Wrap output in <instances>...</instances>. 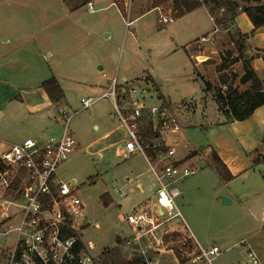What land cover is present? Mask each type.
I'll return each mask as SVG.
<instances>
[{"label": "rangeland", "instance_id": "obj_1", "mask_svg": "<svg viewBox=\"0 0 264 264\" xmlns=\"http://www.w3.org/2000/svg\"><path fill=\"white\" fill-rule=\"evenodd\" d=\"M139 1L147 9L152 7L151 0ZM76 2L81 3V0H0V51L2 55L16 51L15 54L25 58L31 70L25 79L30 83L37 84L56 76L62 81L67 100L59 104L72 116L69 129L78 146L57 172L64 179L75 178L80 185L78 193L86 204L89 220L81 235L92 245L90 250L95 264H144L138 253L125 244L123 236L129 233V227L119 215L131 211L135 205L155 200V178L142 155L125 159L116 154L113 145L106 147L122 138L121 130H115L109 138H100L106 129L118 124L109 115L114 113L111 99L103 97L83 109L81 98L99 96L108 87V80L115 76L119 82L125 76L133 83L132 79L145 75L146 83L134 80V84L147 86L150 103L160 104L164 99L162 95L170 97L172 101L166 103L168 110L175 111L181 126L187 127L175 135L178 152L187 149L185 144L189 147L201 145L204 150L210 141L215 148L219 143L228 149L236 146L248 161L237 137L240 128L229 126L231 123L219 111L214 96L216 91L227 89L229 85L247 87L239 83L243 59L224 72L218 71L223 61L221 54L227 63L230 60L227 51L232 50L233 56L238 54L231 34L237 36L239 31L247 32L250 44L264 48V32L251 33L253 27H247L250 19L245 12L229 29L224 28L220 24L225 18L222 8L212 13L214 21L204 8H199L158 27L159 12L152 7L127 27L113 9L90 14L85 7L72 12L68 7ZM159 6L163 13H168V3ZM202 36L206 41L200 39ZM52 50L55 51L53 56L47 57ZM247 52L250 54L247 58L255 56L254 69L264 79V59L257 56L255 50ZM60 53L63 55L61 62ZM101 65L103 69L99 70ZM103 72L107 78L103 77ZM202 78L211 83L209 90ZM96 87L97 91L93 89ZM7 91L8 86L0 83V103L8 95ZM4 109L7 113L8 107ZM19 111V119L25 124L26 111ZM52 113H56V109L50 110L49 115ZM249 118L237 120L238 127L244 126V132L264 123V119L247 121ZM13 122L8 115L0 117V132L9 131L7 135L19 141L42 133L46 136L59 134L63 130V123H59L58 132L48 129L27 133L25 126L19 127ZM210 160L213 163L211 155ZM199 166L198 173L174 185L181 194L175 198V203L184 220L178 227L186 230L173 235L170 244L174 250L163 253L162 257L154 254L156 259L152 264H181L176 251L186 260L185 264H251L247 243L264 264V163L256 164L226 185L210 165L200 163ZM137 174L143 191L132 184ZM184 191L188 196H184ZM3 195L8 196V200L14 198L11 191ZM223 196L234 200L224 204ZM0 206V209L5 207ZM13 223L8 222L4 228ZM190 233L202 247L216 245L222 254L212 263L191 262L188 257L198 253L199 246ZM13 242L14 236L9 234L7 243H0V258L2 251H9ZM136 259L140 262L133 263Z\"/></svg>", "mask_w": 264, "mask_h": 264}, {"label": "built area", "instance_id": "obj_2", "mask_svg": "<svg viewBox=\"0 0 264 264\" xmlns=\"http://www.w3.org/2000/svg\"><path fill=\"white\" fill-rule=\"evenodd\" d=\"M132 3L133 0L113 1L115 6L123 5L126 10ZM86 8L96 10L92 0L86 3ZM154 9L159 12L160 24L175 20L171 8L168 13H163L160 6ZM131 24L132 21L126 20L127 27ZM202 39L205 41V37ZM102 75L107 77L105 72ZM109 83L99 96L81 98V104L85 109L103 97L110 98L118 129L123 131L122 138L113 143L116 154L125 158L142 155L155 178V200L119 215L129 227V233L123 237L125 244L138 253L144 264H152L156 259L154 254L174 250L170 244L173 233L183 232L173 227L184 221L175 203L180 191L174 185L195 174L198 167L178 158L176 145L167 142L166 135L181 130L182 126L177 113L168 110L166 102L150 103L147 86L122 89L117 76L109 79ZM60 111L61 133L26 137L0 152V195L13 192L14 198L7 202L15 208L12 226L0 227L1 244L7 243L9 234L14 236L10 250L2 251L0 264H95L92 245L81 235L89 220L86 204L78 193L80 185L75 178L64 179L57 172L78 146L69 129L72 116ZM149 150L155 158L149 155ZM189 235L194 238L192 233ZM197 244L198 253L188 257L193 263L202 260L212 263L222 254L216 245L204 248ZM247 256L251 264H262L251 246L247 248Z\"/></svg>", "mask_w": 264, "mask_h": 264}, {"label": "crops", "instance_id": "obj_3", "mask_svg": "<svg viewBox=\"0 0 264 264\" xmlns=\"http://www.w3.org/2000/svg\"><path fill=\"white\" fill-rule=\"evenodd\" d=\"M92 1L94 2L96 10L95 11H89L86 8V10H88V12L90 14H94V13L100 12V11H105L108 9H113L116 16L117 17L120 16L122 21L123 22L125 21V24H126V20L132 21V24L130 26H132L134 24L135 20H137L141 15H143L144 13H146L147 11L152 9V7L147 9L146 5L142 4V2H140L139 0L133 1L130 9L129 10L124 9V11H121L120 5L115 6L113 4V1H115V0H92ZM152 2H153V0H151V4H152ZM64 3L67 5L66 2H64ZM85 7H86V4L80 5V2H76L74 5H72L71 7H68V8L73 12V11L81 9V8L84 9ZM199 8H204L205 11L208 13L210 19L212 20V18H211L212 16H211V14H210V12L206 6L203 5ZM199 8H197V9H199ZM136 9H137V11H136ZM197 9L192 10V11L184 14L183 16L190 14V13L196 11ZM133 11H135V12H133ZM242 13L243 12H240L236 16L234 22H237L239 17H244V16H241V15H243ZM183 16H181V17H183ZM157 25L159 27V26H163L165 24H160L158 22V18H157ZM230 26H232V24ZM247 27L248 28L253 27V24L251 23V21L249 22V20L247 22ZM256 31H257V34L264 32V26L258 28ZM243 33H247V32H243ZM203 37L204 36H202L200 39H202ZM250 41H251V38L248 37L247 38V44L249 45L248 47L250 50L252 49V50L257 51V49H264L262 47H257V46H254L253 44H250ZM186 45H190V43H186ZM1 51H0V83L8 86L7 92H9V93L5 97V99L0 103V117H5L8 115L9 121H14L13 122L14 125L15 124L19 125V127L25 126L28 129L27 133H35V132H39V131L41 132L43 130H48V129H51V131L53 130L54 132H58L59 130H57V125L59 123L60 124L62 123V118L60 116V113H61L60 110H62V107L60 106V104H62L63 101L67 100L65 93H64L63 98L57 99V100H52L47 95L44 88L42 87V82L44 80L40 81L37 84H33V83H30L29 81H27L25 79V78H27V74L31 71L28 63L25 60V58L15 54V53H17L16 51H14V54L10 52L8 55L7 54L2 55L3 51L2 52ZM54 53H55V51L52 50L47 57H52ZM58 53L59 52H56L57 55H58ZM195 53H196V51H195ZM195 53H191V54L197 56L198 54H195ZM68 56H69V53L67 54V57ZM61 57H63L62 53H60V56H58L60 62L63 60V59H61ZM254 58L252 59V66L253 67H254V63L256 61V60H254ZM101 69H103L102 65L99 68V70H101ZM242 69H243V65H242ZM242 73H241V75H242ZM105 78H107V77H105ZM57 79L60 82L61 87L64 91L61 79H59L58 77H57ZM134 80L137 81V83L138 82L146 83L145 81H147V78L145 75H142L140 77H136V78L132 79L131 81L133 83H130L129 80L127 79V77L123 76V81L119 82V87H121L123 89L125 87H130L132 85H135ZM109 84L110 83L108 80V84H106V85L109 86ZM93 89H95V91H97L98 88L96 87ZM106 89L105 90L103 89V90L106 91ZM162 97H164L162 102L167 103V102L172 101L170 99V97L166 98L165 95H162ZM4 106L8 107L7 113L5 112ZM53 108L56 109V113H52L51 115H49L50 110L52 111ZM19 110H25L26 111L25 120L27 122L25 124L23 122H21V120L19 119V116H20ZM114 113L113 112L109 113L110 118L112 120H116L118 123V118ZM58 115H59L60 119L58 118ZM251 119H257L258 121L264 119V105L258 107L254 111V113L251 115L249 120H247V121H250ZM243 121H246V120H243ZM229 123H231V124H229L230 127L235 126L237 129L240 128L239 132L237 133L238 134L237 137L242 142V144H241V146L243 147L242 151H243L244 155L247 156L248 159H249L248 152H250L253 149L258 150L261 154H264V143H263L264 123H262V125L261 124H258L257 126L254 125V127L250 131H247V132L243 131L244 126L238 127V125H240L239 121L234 120V121H229ZM241 125H243V124H241ZM186 128L187 127H185V126L182 127L181 131L179 130V132H184V130ZM117 129H118V124L116 125V127L112 128V129H106L103 132V134L100 136V138H109V136ZM246 129H248V128H246ZM8 133H9V131L0 132V140H1L0 141V152L3 151L4 149H6L9 144L15 143V141L18 140V139L13 138V136H11V135H7ZM176 133H178V131L174 132V133H169L166 135V139H167V142L169 144H171V145L177 144L176 142L178 140V137L175 136ZM110 145H113V143L107 145L106 147H108ZM184 146L187 149L180 151V152H177V157L182 158V159L183 158L187 159L189 162H193L198 167V171H200V169H201V166H199V164L202 163L203 166L210 165L214 169V171L217 172L216 166H215V163H214V160L212 157V150L214 149L218 153V155L222 159V161L226 164V166L230 170L231 174L233 175V177L231 179L225 180L217 172L218 175L223 179L225 185L229 182H232V179L237 178L238 175H240L243 172H246L248 170H251V168H253V166H256V164H253L252 162L249 161L250 159L248 161L245 160L241 150L239 151L236 146L228 149L226 146L219 143V144H217V146L215 148L214 145L210 141H209V144L204 148V150L201 149V145H194L193 147L192 146L189 147L188 145L185 144ZM195 150H196V152H194ZM99 151H101V150H99ZM210 155L212 157L213 163H211ZM134 156H136V155H133L129 158H132ZM125 159H128V158H125ZM263 163H264V160L257 163V164H263ZM198 171L196 173H198ZM195 174H193V175H195ZM138 176H139V174H137L136 176L133 177L132 184H133V186H136L141 191H143L144 186L139 181ZM4 193H2L0 195V204L5 206L4 208L0 209V221L2 222L1 228H4L8 222H10L14 219V216L12 214L15 212V208L9 202H7L8 196H4L3 195ZM184 196H188V193H186L185 191H184ZM230 198H231V203H232L234 199H233V197H230ZM138 205H140V204H138ZM7 207L10 208L11 210L7 209ZM5 219L7 220L6 222H4ZM173 227L178 229V230L184 231V228H182V227L180 228V227H178V225H175ZM262 227L264 228V224ZM194 239H195V237H194ZM195 240L197 243H199L197 239H195ZM2 242H4V241H2ZM244 243H247V242L244 241ZM248 246L249 245L247 243V248H248ZM162 255H163V253H158V257H162Z\"/></svg>", "mask_w": 264, "mask_h": 264}, {"label": "trees", "instance_id": "obj_4", "mask_svg": "<svg viewBox=\"0 0 264 264\" xmlns=\"http://www.w3.org/2000/svg\"><path fill=\"white\" fill-rule=\"evenodd\" d=\"M88 1L91 0H81L80 5H84ZM162 3H168L173 11L175 19L204 5L209 10L212 17V13L216 9L222 8L225 10V18L220 20V24L226 29L230 28V25L234 23L236 16L240 12H245L253 24L251 33H254L258 28L264 26V2L260 0H153L152 7H157ZM120 8L121 11H124L123 6ZM249 36V33H242L241 31L238 32L237 36L231 34L232 41L238 54L233 56L234 52L232 50L227 51V54L230 56L229 63L226 62L225 56L221 54L223 61L219 65L218 71L222 72L226 71L232 64L243 59V74L239 77V83L240 85H247L244 89L239 85H229L227 89L221 88L216 91L214 98L218 104L219 111L227 121L245 120L251 117L258 107L264 105V79L258 76L252 66V59L255 56L246 57V52L249 49V45L247 44V38ZM257 52V56H261L264 59V49H257ZM202 80L205 82L207 90H209L212 87L211 83L204 78H202ZM42 87L52 100L61 99L64 96V91L56 77L44 80L42 82ZM148 153L155 158V154L150 150ZM212 157L216 164V170L221 177L225 180L231 179L233 175L214 149L212 150ZM248 157L253 164H257L264 160V154H261L258 150L249 153ZM0 227H2L1 221ZM173 234L179 235L176 232ZM179 254L180 252L178 253L176 251L180 263L185 264L186 260L181 258ZM137 262H140V260L136 259L133 263Z\"/></svg>", "mask_w": 264, "mask_h": 264}, {"label": "water", "instance_id": "obj_5", "mask_svg": "<svg viewBox=\"0 0 264 264\" xmlns=\"http://www.w3.org/2000/svg\"><path fill=\"white\" fill-rule=\"evenodd\" d=\"M249 55H250L249 52H246V56L248 57ZM222 201L224 204H229L231 202V200L226 196L222 197ZM1 231L3 232V229H1ZM4 239H5V237L2 236V241H4Z\"/></svg>", "mask_w": 264, "mask_h": 264}]
</instances>
